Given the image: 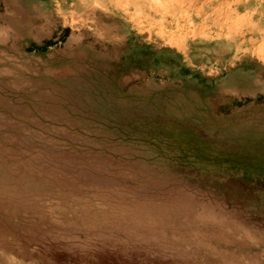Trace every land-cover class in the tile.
<instances>
[{"label":"rangeland","instance_id":"rangeland-1","mask_svg":"<svg viewBox=\"0 0 264 264\" xmlns=\"http://www.w3.org/2000/svg\"><path fill=\"white\" fill-rule=\"evenodd\" d=\"M263 6L0 0V264H264Z\"/></svg>","mask_w":264,"mask_h":264},{"label":"bare ground","instance_id":"bare-ground-1","mask_svg":"<svg viewBox=\"0 0 264 264\" xmlns=\"http://www.w3.org/2000/svg\"><path fill=\"white\" fill-rule=\"evenodd\" d=\"M250 5V2L248 1V2H246V3H244V9H246L248 6ZM262 10L264 11V6L262 7ZM263 34H264V30H263ZM236 88V87H235ZM237 89V88H236ZM241 90H243V89H241ZM198 192V191H197ZM202 194V193H201ZM171 195V194H170ZM180 196V195H179ZM182 196V195H181ZM207 199V198H206ZM209 201V200H208ZM213 202V201H212ZM203 203V202H202ZM201 206V205H200ZM205 206V205H204ZM238 211V210H237ZM215 248V247H214ZM217 250V249H216Z\"/></svg>","mask_w":264,"mask_h":264}]
</instances>
